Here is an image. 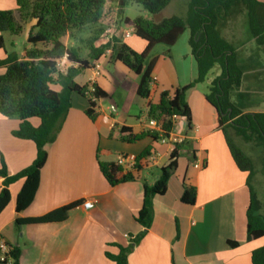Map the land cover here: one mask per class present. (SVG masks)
Wrapping results in <instances>:
<instances>
[{"label": "crops", "instance_id": "0c3cea01", "mask_svg": "<svg viewBox=\"0 0 264 264\" xmlns=\"http://www.w3.org/2000/svg\"><path fill=\"white\" fill-rule=\"evenodd\" d=\"M16 8V0H0V10ZM34 24L35 21L25 27L26 38ZM4 34L0 35L5 41ZM132 36H123L120 40L136 52H143L146 42L140 38L133 40ZM63 42L67 47L75 46L70 36ZM4 58L0 49V60ZM172 59L156 60L152 88L159 94L169 91V86L174 91L186 86L178 83L175 69L171 67ZM98 62L101 69L112 65L111 75L120 89L117 97L122 106H126L129 95L134 92L135 101L148 114L147 100L137 95L139 78L122 63L114 62L111 53H105ZM70 67L76 68L63 59L59 73L66 74ZM93 68L76 71L73 80L79 85L96 84L109 95L100 82L102 74L97 76ZM58 78L54 76L56 83L53 87L60 91L62 86ZM187 101L192 115L191 129L181 118L176 121L175 130L176 134L185 137L181 143L184 153L178 159V167L168 182L166 194L153 199L152 226L129 255V264H252L253 251L262 247L264 241H249L247 237L248 175L236 166L218 128L217 113L207 101L206 94L191 91L187 93ZM232 102L239 105L234 100ZM101 103L96 110L97 119L92 121L85 114L89 107L88 97L72 95V107L62 130L57 140L47 146L49 157L41 171L35 199L21 214L16 213L15 203L23 182L11 185L10 203L0 214V242L21 250L19 264H115L106 257V252L118 254L116 244L129 245L130 240L144 230L136 221L143 206L144 185L156 182L160 170L169 164L173 147L151 138L135 144L121 141V127L132 128L135 134H139L149 131L147 120L144 117L139 122L128 123L121 119L119 112L110 114L109 108L114 104L103 110ZM31 123L37 127L40 121L32 119ZM19 125V118L0 114V152L10 174L20 172L36 158L34 142L12 135ZM194 128L197 131H190ZM149 148L150 154L140 160V170L129 172L135 180L115 187L108 184L99 162L116 164L121 155L138 157ZM151 156L153 161L149 160ZM195 163L203 167L195 168ZM155 169L159 170V175L149 181L147 176ZM2 183L0 178V191ZM184 183L197 189L194 205L181 201ZM91 199L98 201L96 206L91 210L84 209L82 203ZM77 201H82L81 205L69 213L65 222L16 224L18 217L42 216ZM229 241L237 242L238 246L231 247Z\"/></svg>", "mask_w": 264, "mask_h": 264}, {"label": "trees", "instance_id": "16d2710c", "mask_svg": "<svg viewBox=\"0 0 264 264\" xmlns=\"http://www.w3.org/2000/svg\"><path fill=\"white\" fill-rule=\"evenodd\" d=\"M116 2L121 16L130 2L142 5L152 15L162 12L170 0H16L14 10H0V34L9 33L18 36L31 22L27 38L29 49L21 59L10 56L0 60V114L7 118H19V128L12 135L20 140L32 141L36 145V158L31 165L16 174H10L5 159L0 152V178L3 179L0 191V214L11 200L10 187L18 181L23 185L17 195L15 210L23 213L33 203L39 189L41 171L48 161L47 146L53 144L62 130L69 110L72 107V95L88 97L89 107L85 114L96 121V110L101 100L108 94L96 84L79 85L73 80L76 71L91 69L95 62L111 51V59L122 63L138 78L137 95L147 100L148 118L157 120L168 135L176 125L175 117L185 120L191 129V109L187 101V93L195 84L205 81L209 72L218 64L221 74L213 81L210 93L206 95L209 104L215 109L218 128L224 135L230 154L238 169L248 175L250 205L247 212V237L249 241H264V201L258 199L252 181L260 172L264 175V113H246L240 110L231 99L233 91L239 89L243 82V70L240 68L237 51L221 34L228 20L233 19L244 8L247 12L252 38L259 46H264V2L259 0H192L188 21L172 16L160 22L138 17L134 20L124 19V24L134 29V35L146 42V48L138 53L120 40L111 38L105 44L96 46L100 41L99 32L90 40L89 56L82 58L75 47H67L63 39L70 36L71 40L77 32L87 27L98 25L104 17L105 8L109 3ZM186 26L191 30V47L198 67V79L189 85L175 90L164 91L158 102H150L153 69L156 59L146 64L151 51L157 45L173 47L184 33ZM100 33H103L100 30ZM4 39L0 35V48ZM65 59L74 67L66 74L59 73L58 64ZM3 71V72H2ZM62 86L60 91L54 89V76ZM32 119L40 121L35 127ZM121 141L135 144L151 138L159 140V134L145 131L135 134L132 128L123 126L120 129ZM237 142L251 144L262 150L263 158L260 166L240 148ZM182 145H176L171 152L169 164L160 170V175L152 185H144V201L136 221L143 227L129 245L116 244L118 254L106 252V257L115 264H129V255L135 246L144 238L153 223V199L167 192V185L178 167V159L184 153ZM147 149L137 157L136 170H140V160L150 154ZM99 168L111 187L135 180L132 173L124 174L123 168L115 163L99 162ZM182 203L194 205L197 197L196 187L184 183ZM77 201L55 209L42 216L18 217V226L44 225L65 222L69 213L81 205ZM236 248L237 242L229 241ZM6 260L19 264L21 250L11 247ZM252 264H264V245L252 253Z\"/></svg>", "mask_w": 264, "mask_h": 264}, {"label": "rangeland", "instance_id": "374dc122", "mask_svg": "<svg viewBox=\"0 0 264 264\" xmlns=\"http://www.w3.org/2000/svg\"><path fill=\"white\" fill-rule=\"evenodd\" d=\"M264 2V0L262 1ZM192 0H170L169 5L159 14L152 15L146 9L135 2H130L124 9V13L120 16L118 13L117 3H109L105 8L104 17L101 22L93 27H87L81 32H77L75 37L71 40L75 44V48L79 51L82 58L89 56L90 40L97 36L99 32V44L102 45L107 42L106 36H112L115 38H123L126 30L130 29L124 24V19L129 18L134 20L138 17H143L154 22H160L163 19L170 18L172 16L180 17L185 22L188 21L190 6ZM233 19L228 20L224 27H221L222 36L227 39L237 51V59L240 68L243 70V82L239 89H236L232 93V100L239 105H236L242 111H248L246 113H264V46H259L252 38L247 12L244 8ZM100 30L103 33H100ZM27 29L18 36H13L9 33H5V41L3 48H0L4 54V59L15 56L19 59L24 55L28 42L26 38ZM133 40H137L138 37L132 36ZM191 30L186 26L184 33L179 37L176 44L169 48L165 45H157L149 54L146 59V64H149L154 59H162L169 57L173 58L172 70L175 69V76L178 83L183 85H189L194 83L198 79V67L195 57L192 53L191 47ZM174 65V66H175ZM124 66V65H123ZM122 66V67H123ZM3 72V71H2ZM102 76L100 82L109 93L108 97L101 100L103 110H106L111 104L119 105L118 107L121 119L126 120L128 123L139 122L144 118L148 122V114L145 109L135 101V93L132 92L126 102V106L118 101L117 92L120 91L115 78L112 77L113 67L112 65H105L99 70ZM221 67L217 64L207 75L205 81L195 84V87L190 90L208 95L211 90L213 81L221 74ZM58 78V76L56 75ZM126 85L130 84L126 80ZM170 92H174V88L168 87ZM78 95V94H77ZM152 104H156L159 99V93L152 88L151 91ZM115 105V106H116ZM116 112V113H117ZM239 148L252 159L255 166H260L262 163V150L243 142H237ZM146 175V174H145ZM159 175V170L155 169L151 171L150 176H147L151 181L154 177ZM252 184L257 193L258 199L264 201V175L258 172ZM12 261V260H11Z\"/></svg>", "mask_w": 264, "mask_h": 264}, {"label": "built area", "instance_id": "2783aa9c", "mask_svg": "<svg viewBox=\"0 0 264 264\" xmlns=\"http://www.w3.org/2000/svg\"><path fill=\"white\" fill-rule=\"evenodd\" d=\"M133 34H134V29L130 28V29L125 31L124 38H130ZM111 38H112V36H106L107 42ZM106 53L110 54L111 51L107 50ZM59 67H61V62L58 64V68ZM93 69H94V72L97 76L100 75L99 70L101 69V64L99 62L95 63ZM109 112L112 115L116 114L117 107L115 105H111L109 108ZM107 119L108 118L105 117V120H107ZM178 119H181V118L175 117L176 121ZM147 127H148L149 131H151L153 133H158L159 134V141L162 144L172 146L173 150L175 149L176 145L181 144L182 141L185 139V137L183 138V137H181L175 133V130L177 129L176 125H175L174 130L171 131L168 135H165L161 124L155 119H148ZM190 131H197V128H194L193 130H190ZM149 160L153 161L154 160L153 156H151L149 158ZM137 164H138L137 157H133L131 155H121L116 162V165L122 167L123 171L126 173H129L131 171H135ZM194 167L195 168H201V167H203V165L195 163ZM97 203H98V201L95 199L86 200L82 203V207L86 210H91L96 206ZM9 252H10V247L7 244H5L4 242H0V262H4L6 260V257H7L6 255ZM9 262H11V259H9V261L7 263H9Z\"/></svg>", "mask_w": 264, "mask_h": 264}]
</instances>
